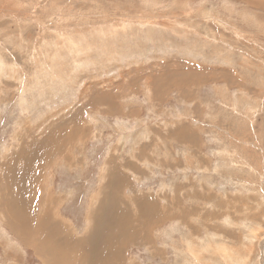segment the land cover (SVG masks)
<instances>
[{"label": "rangeland", "instance_id": "374dc122", "mask_svg": "<svg viewBox=\"0 0 264 264\" xmlns=\"http://www.w3.org/2000/svg\"><path fill=\"white\" fill-rule=\"evenodd\" d=\"M3 162L0 264H59L5 204L80 243L111 203L141 226L114 264H264V0H0Z\"/></svg>", "mask_w": 264, "mask_h": 264}, {"label": "bare ground", "instance_id": "6f19581e", "mask_svg": "<svg viewBox=\"0 0 264 264\" xmlns=\"http://www.w3.org/2000/svg\"><path fill=\"white\" fill-rule=\"evenodd\" d=\"M23 128H24V126H23ZM53 140H54V138L52 139V137H47L39 145L36 146V150H37L36 151V155H33L29 159V163H31L33 165L30 166V167H28V166L23 167L21 169V171L23 172V175H26V172H29L30 175L32 174V171L38 172L40 170V165H45L47 163L48 158L50 156H51L52 160L54 159V157L56 159V156H52L53 152H54V155L57 152V150H55L53 148L54 147ZM55 144L59 145V144H57L56 141H55ZM5 163H7V162H5ZM5 163L3 162V165L1 166L0 170L2 169V167L6 168V170L3 171V172H5L4 174L7 177L6 187L10 191H12L13 188H14L13 185H15V184L13 183L14 182L13 181L14 178L12 180L11 177L14 176V175L11 176L7 172L8 166ZM31 164H29V165H31ZM46 166H47V164L45 165V167ZM42 167H43L42 169H44V166H42ZM0 176H1V173H0ZM36 178L37 177H35V179ZM30 179H32V178H30ZM120 180H123V179H120ZM111 182H113V181H111ZM121 185H124V182H122V181H120L119 183L113 182L112 186L110 185V190H109L110 193L109 194L113 195V198H114V195H116V194L119 195V192H120V196H121V190L119 189L121 187ZM27 186H28V183L24 182L23 189L26 188ZM107 187H108V185L106 186V188ZM112 187H113V189H111ZM104 188H105V184H104ZM5 190H6V188H5ZM13 194H14V200H17L18 202H21L22 198H24L23 197L24 194L22 193V191H20L18 193H13ZM105 201H106V199L102 200L101 202H105ZM5 206H7L6 211H7L8 216L10 214V215H12L14 217V219H17V220H19V221H21L23 223H27L26 226H24V224H21L22 227L20 228V230L16 231L17 234L20 235L22 240L26 244H28L29 246L33 247V249L37 253H39L41 256H45L46 255L48 257L49 253L48 252H44V250H43V244H45V246H47V249H49L51 251L50 252V256L52 255L54 257V261L59 263V264L60 263H62V264H74L73 261H72V259H73L72 255H75L76 253H78V254H76V257H75V259H76L75 263L76 264H114V262L117 260V259H114V257H116L115 254H116V251H117V250H115L116 249V245L118 243H120V242H121V244H122V242H126L127 241V238H126L127 236L129 238H131L132 234L133 235L137 234L138 233L137 231H139L138 229H141L140 225H139L138 228L136 227L135 224H134L135 225L134 227L132 226V222H133V217L132 216H129L127 214H123L122 213V212H127V209H126L127 207L123 208V209H126V210H120L119 211L117 209V203H111V207L108 206V207L104 208L103 209L104 213L99 216L98 215V210L99 209L95 210L94 209L95 205L92 204L90 206L91 209H89V214L90 215L88 216L87 223H86L87 227H88L87 230H90V228L92 226H94V227L96 226L97 227V231L93 232V235H92L91 239H90V236H89V238L87 240H83L82 239L81 240L82 242L77 243V242H73L70 239L71 235H73V232L72 231H68L66 226L64 225V223L62 224L59 221H56L54 223L53 227H49V226H46V223H45L46 219L44 217H42L43 219L40 217L41 219L39 218V220L37 222L33 221L31 219L32 218V216H30V215H32V208L31 207L30 208H28V207L24 208V206H17L18 210H19V211H17V208L15 210V208H13L11 206H8V204L7 205L5 204ZM134 207L140 213L139 217L137 216L138 218H141L140 220H137L138 222L139 221L143 222V220L146 219V218L148 219V217L150 216V212L149 211H151V210H149V208L147 206H145L143 204L135 203ZM23 208L27 209V210L23 211L22 210ZM43 214H45V213H43ZM5 215H6V213H5ZM149 220H150V218H149ZM137 221H136V223H138ZM144 222H145V220H144ZM17 224H19V223H17ZM9 226H10V224H9ZM108 227H110V229L105 232V230ZM61 231H64L63 238L58 236L59 232L61 233ZM88 235H89V233L87 231V234L85 235V237H87ZM119 237L123 238V240L122 241L118 240L117 238H119ZM135 237H137V235ZM65 239H67V240H65ZM83 241H85V242H83ZM128 241H129V239H128ZM86 243H87V245L91 244V247L89 248V249L92 250L91 253L87 252L88 250H86V246H85ZM93 245L95 247H93ZM67 249L74 250L71 253V258L72 259L69 262L66 261V259H70L68 254L66 255V250ZM68 253H70V252H68ZM47 261H48V263L52 262V260H50V259H47ZM64 261H66V263H63Z\"/></svg>", "mask_w": 264, "mask_h": 264}]
</instances>
